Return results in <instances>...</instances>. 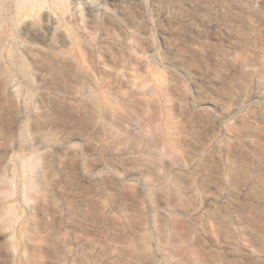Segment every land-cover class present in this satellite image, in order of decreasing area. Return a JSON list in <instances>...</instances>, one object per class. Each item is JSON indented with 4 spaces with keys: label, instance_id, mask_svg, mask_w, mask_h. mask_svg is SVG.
I'll return each mask as SVG.
<instances>
[{
    "label": "rangeland",
    "instance_id": "obj_1",
    "mask_svg": "<svg viewBox=\"0 0 264 264\" xmlns=\"http://www.w3.org/2000/svg\"><path fill=\"white\" fill-rule=\"evenodd\" d=\"M0 264H264V0H0Z\"/></svg>",
    "mask_w": 264,
    "mask_h": 264
},
{
    "label": "bare ground",
    "instance_id": "obj_2",
    "mask_svg": "<svg viewBox=\"0 0 264 264\" xmlns=\"http://www.w3.org/2000/svg\"><path fill=\"white\" fill-rule=\"evenodd\" d=\"M252 65V64H251ZM14 81V80H13ZM14 90H17V89H14ZM166 91V90H165ZM163 92V91H162ZM168 93V92H167ZM98 114H99V116L101 117L102 116V114H101V111H98ZM164 136V135H163ZM49 137V136H48ZM153 140V139H152ZM151 142V141H150ZM36 162V161H35ZM39 181H40V178H39Z\"/></svg>",
    "mask_w": 264,
    "mask_h": 264
}]
</instances>
